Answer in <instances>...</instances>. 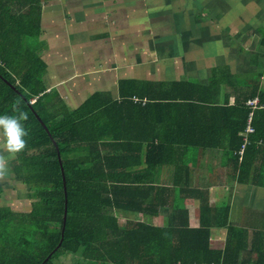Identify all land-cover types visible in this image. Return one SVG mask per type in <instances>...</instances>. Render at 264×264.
Listing matches in <instances>:
<instances>
[{"label": "trees", "instance_id": "trees-1", "mask_svg": "<svg viewBox=\"0 0 264 264\" xmlns=\"http://www.w3.org/2000/svg\"><path fill=\"white\" fill-rule=\"evenodd\" d=\"M41 9L0 0V114L15 101L28 115L27 146L10 167L35 195L27 211L0 206V264H264V224L231 221L226 200L191 185L198 161L220 152L227 178L264 186V33L255 72L227 61L205 81L121 78L117 98L94 91L69 108L43 82ZM146 22L161 24L158 37L173 32L169 18ZM234 44L233 56L249 53ZM186 198L198 202L197 226ZM213 228L225 231L220 247Z\"/></svg>", "mask_w": 264, "mask_h": 264}, {"label": "rangeland", "instance_id": "rangeland-1", "mask_svg": "<svg viewBox=\"0 0 264 264\" xmlns=\"http://www.w3.org/2000/svg\"><path fill=\"white\" fill-rule=\"evenodd\" d=\"M60 1L63 5H66V0ZM67 1L70 3L72 0ZM73 1H79L81 4L86 3L85 0ZM62 9H64V6H62ZM76 9L79 8L77 7ZM86 10V14L89 16L80 12L78 14L80 19L98 21L100 25L97 24L95 26H102L104 30L114 33L111 25L114 26L117 17H119V22L122 23L120 28L129 26L130 28L128 29H131L129 31L130 34L134 32L133 35L131 34L133 37L136 36L137 32H140V36H143L148 31L152 32L150 30L151 26H147L146 21L141 15L150 14L149 18L152 20H164V18L172 20L171 26H168V30L171 29L173 32L162 38L158 37L159 33H156L157 37L155 33L153 35L150 34V38L145 42L143 49L147 52V55L145 56L144 53L143 57L137 55L134 58L130 56L133 62L138 63L136 59L145 60L146 57L151 55L153 61L149 62V67L160 68L161 64L164 65L166 62V65H169L172 70L171 75L184 78L188 76L207 77L208 69L211 66L227 61H231L232 68H237V73L239 74L243 73L247 67H251V72L257 70L254 65L250 66L249 60L250 55H254L257 51L260 37H263L260 32L264 33V0H94L93 5H88ZM125 10L126 14H123ZM71 12L72 10L68 9L65 14L71 18ZM115 12H118L120 16L116 15ZM55 13H57V7ZM179 13L180 15H177ZM61 14L63 15L62 12ZM121 14H123L122 18ZM49 18L57 20V16L54 14ZM74 21L75 26L71 29L70 36L72 38L76 35L81 37L85 34L83 33L84 25H81V20L74 19ZM46 25L45 27L43 26L41 34L34 41L40 44L38 47L39 55L47 53L45 55L46 59L50 61L55 60L51 64L57 71V57L56 59L54 57L57 54V37L59 36L57 35V22L49 28ZM160 25V23H157L155 29L157 31H164L159 28ZM194 25L195 27L193 28ZM257 30H260V32ZM175 34H177V37L172 39ZM109 39H112V37ZM130 39L131 43L124 42V47L128 48L129 44H133L131 37ZM169 39L172 40L169 41ZM239 41L244 48L249 50V53L247 52L241 56V60L238 59L235 63L233 62L235 56H233L232 49L229 46L233 42L236 44L235 47H237V42ZM164 42H166L165 45L169 48V51L162 49L166 52L165 56L167 58L161 59L160 52L156 53V50H160ZM76 43L78 46H75V49L81 54L84 50L82 45L84 42ZM108 44L111 45V42ZM227 45L228 48H226ZM111 56L109 55L110 58ZM87 58L89 60V55H86ZM175 70L180 72H176ZM254 77H256V73ZM0 182L3 184V192L0 195V206L8 205L13 210L19 211L30 209L31 199L35 198L34 192L33 190L30 191L20 181L15 180L12 171L7 180ZM164 217V213H161L158 222H162ZM125 218L120 215V223L123 224ZM130 218L136 219L137 217L131 215ZM53 264L63 263L54 259Z\"/></svg>", "mask_w": 264, "mask_h": 264}, {"label": "crops", "instance_id": "crops-1", "mask_svg": "<svg viewBox=\"0 0 264 264\" xmlns=\"http://www.w3.org/2000/svg\"><path fill=\"white\" fill-rule=\"evenodd\" d=\"M72 1L69 3L66 0V5H63L60 0H41V29L46 24V27L49 28L57 22V35H59L57 37V54L54 55L55 59L57 57V71L51 64L55 60L46 59L45 55L47 53L40 55L46 64L43 82L47 86V90L56 88L69 108H75L94 91L107 92L113 98H117L118 81L121 78H134L142 82L147 80L169 82L173 79L185 80L196 77L200 81L206 80L207 77L201 76L184 78L171 75L172 70L169 65H166V62L164 65L161 64L160 68L149 67V62L153 61L151 55L146 57L145 60L136 59L138 63L131 60L130 56L134 58L137 55L143 57L144 53L145 56L147 55V52L143 49L145 42L150 38V34L153 35L155 33V36L156 33L167 35L166 31H157L155 29L157 23L154 25L146 22L147 26H151L150 30L152 32L148 31L144 36H140V32H137L136 36L133 37L131 34L133 35L134 32L130 34L129 31L131 29H128L130 28L129 26L120 28L122 23L119 22L120 18L116 16L115 25H111L114 33H110L109 30H104L102 26H95L99 24L98 21L80 19L78 16L80 12L85 15L87 6L93 5L94 0H85V4H81L79 1ZM62 6H64V9H62ZM56 7L57 13H55ZM77 7L79 9L75 10ZM68 9L72 10L71 18L65 14ZM51 13L57 16V20L49 18L52 15ZM115 14L118 15L119 13L115 12ZM123 14H126V10ZM123 14H121V18ZM149 15L141 16H146L147 20ZM86 16L89 15L86 14ZM74 19L81 20V25H84L83 33L85 34L81 37L76 35L72 38L70 36V31L75 26ZM90 21L91 23H89ZM66 30L67 32H65ZM124 32L125 34H123ZM111 37L112 39H109ZM130 37L133 40V44H129L128 48H126L124 47V42H130ZM76 42H84L82 44L84 50L81 54L75 49V46H78ZM109 42H111V45L108 44ZM165 43H162L160 50H156V53L160 52L161 59L166 57V52L162 49H169ZM86 55H89V60L88 58L86 59ZM109 55H112L111 58ZM238 59L241 60L240 57H235L233 62L236 63ZM235 70L238 72L237 68ZM201 159L191 172V185L203 188L208 186L211 202L216 201L219 203L221 200H226L230 207L229 217L231 221H245L248 226L251 223L264 224V186H255L251 183L240 184L231 177L227 178V173L230 172V169H226V157H222L220 152L211 154L213 163L209 166H205ZM184 203L190 213V225L197 226L199 222L197 200L186 198ZM244 208H246V212ZM224 234V230L212 229L211 241L213 246L220 247L223 244Z\"/></svg>", "mask_w": 264, "mask_h": 264}, {"label": "clouds", "instance_id": "clouds-1", "mask_svg": "<svg viewBox=\"0 0 264 264\" xmlns=\"http://www.w3.org/2000/svg\"><path fill=\"white\" fill-rule=\"evenodd\" d=\"M28 119L18 102H13L11 113L0 114V181H5L11 175L10 161L24 151L27 146L25 137L29 130L24 121Z\"/></svg>", "mask_w": 264, "mask_h": 264}, {"label": "built area", "instance_id": "built-area-1", "mask_svg": "<svg viewBox=\"0 0 264 264\" xmlns=\"http://www.w3.org/2000/svg\"><path fill=\"white\" fill-rule=\"evenodd\" d=\"M249 103H256V100L255 99H253V100H251V101H249Z\"/></svg>", "mask_w": 264, "mask_h": 264}]
</instances>
